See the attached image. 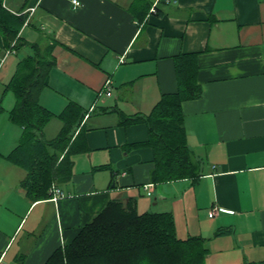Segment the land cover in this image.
<instances>
[{
	"label": "crops",
	"instance_id": "0c3cea01",
	"mask_svg": "<svg viewBox=\"0 0 264 264\" xmlns=\"http://www.w3.org/2000/svg\"><path fill=\"white\" fill-rule=\"evenodd\" d=\"M26 2L4 6L18 13ZM31 9L24 51L52 47L55 60L41 104L55 114L74 103L89 117L58 200L28 195L26 172L8 159L23 130L0 118V264H46L111 201L171 213L178 237L206 240L207 264H264V0H39ZM180 55L194 56L203 91L182 108L204 176L154 185V151L139 146L147 126L121 121L178 91ZM20 60L6 67L13 76ZM107 81L111 96H100Z\"/></svg>",
	"mask_w": 264,
	"mask_h": 264
},
{
	"label": "trees",
	"instance_id": "16d2710c",
	"mask_svg": "<svg viewBox=\"0 0 264 264\" xmlns=\"http://www.w3.org/2000/svg\"><path fill=\"white\" fill-rule=\"evenodd\" d=\"M38 1L27 0L20 12L13 13L4 6L5 0H0V56L10 51L14 43L12 53L27 45L22 36L30 17L26 10ZM29 48L35 55L20 60L5 90L15 94L16 105L9 116L23 130L20 144L8 159L26 172L23 185L28 195L33 200H45L52 197L50 191L54 186L71 177V157L77 152L79 141L86 140L83 123L89 112L70 103L65 112L56 115L41 104L40 96L48 87L55 60L51 57L52 47L42 51L39 44H32ZM193 57L176 58V93L163 95L150 114L124 117L121 121L126 127L147 126L149 140L139 146L154 151V185L204 176L202 160L187 143L182 108L184 102L199 99L203 94ZM56 117L62 120V129L57 137L47 140L44 129ZM207 254L205 239L178 237L171 213L139 214L131 203L111 201L71 244L56 250L46 264H207Z\"/></svg>",
	"mask_w": 264,
	"mask_h": 264
},
{
	"label": "rangeland",
	"instance_id": "374dc122",
	"mask_svg": "<svg viewBox=\"0 0 264 264\" xmlns=\"http://www.w3.org/2000/svg\"><path fill=\"white\" fill-rule=\"evenodd\" d=\"M9 1L14 2V4L21 5L25 0H9ZM28 31H29V29L26 30L24 39H25ZM24 48H26V47L21 48V50H19L18 53L13 52L12 54H10L8 56V58H6L5 61L8 62L7 66L10 64H13V62L16 61L17 58L22 59V58L29 56V55H33V56L35 55L33 50H30L29 52H25ZM26 49H28V48H26ZM6 67H4L2 73H0V107L4 108V111L0 110V118L6 117L7 115L9 116L10 111H12V109L16 105L15 94L12 91H7V92L5 91L6 86L9 85V83L11 82V78L13 76V73L9 72L8 69H6ZM67 105L65 108H63L61 110H58L59 108H56L55 114L58 113L57 115H60L63 112H65L66 108L69 106V105L68 106ZM58 107H60V106H58ZM16 126L19 127L18 125H16ZM62 126H63L62 120H59L57 118L52 119V121L44 129V138L47 140H52L53 138L57 137Z\"/></svg>",
	"mask_w": 264,
	"mask_h": 264
},
{
	"label": "built area",
	"instance_id": "2783aa9c",
	"mask_svg": "<svg viewBox=\"0 0 264 264\" xmlns=\"http://www.w3.org/2000/svg\"><path fill=\"white\" fill-rule=\"evenodd\" d=\"M160 1H162V0H158V3H159ZM73 3H74V5H75L76 7H79V6L81 5L78 1H74ZM156 5H157V4H156ZM28 12H29L30 14H32V13L34 12V9H30ZM14 47H15V43L12 45L11 50L8 51V52L6 53V57H8L10 54H12V51H13ZM103 95H106L107 97H110V96H111V82H110V81H107L106 85L104 86V90L100 93V96H103ZM88 117H89V116H86V119H87ZM153 187H154L153 184L148 185V186L146 187V191H148V195H149V196L152 195ZM50 193L54 196V200H58V197H59L60 195H62V194H61V191H60L56 186H54V187L51 189ZM216 212H217V210H216L215 212H212V214L210 215V217L213 218V217L215 216Z\"/></svg>",
	"mask_w": 264,
	"mask_h": 264
}]
</instances>
